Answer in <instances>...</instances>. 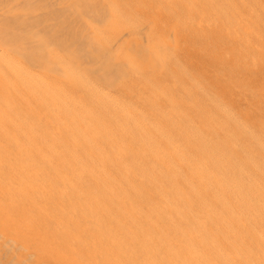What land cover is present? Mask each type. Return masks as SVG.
I'll return each instance as SVG.
<instances>
[{
    "label": "bare ground",
    "instance_id": "bare-ground-1",
    "mask_svg": "<svg viewBox=\"0 0 264 264\" xmlns=\"http://www.w3.org/2000/svg\"><path fill=\"white\" fill-rule=\"evenodd\" d=\"M0 264H264V0H0Z\"/></svg>",
    "mask_w": 264,
    "mask_h": 264
}]
</instances>
